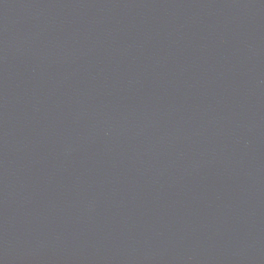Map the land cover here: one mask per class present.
<instances>
[{
	"label": "water",
	"instance_id": "95a60500",
	"mask_svg": "<svg viewBox=\"0 0 264 264\" xmlns=\"http://www.w3.org/2000/svg\"><path fill=\"white\" fill-rule=\"evenodd\" d=\"M0 264H264V0H0Z\"/></svg>",
	"mask_w": 264,
	"mask_h": 264
}]
</instances>
